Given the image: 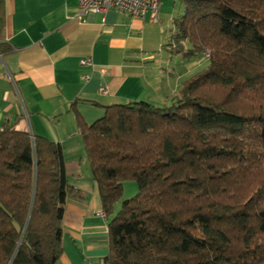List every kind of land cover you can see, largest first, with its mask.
Masks as SVG:
<instances>
[{
    "label": "trees",
    "instance_id": "16d2710c",
    "mask_svg": "<svg viewBox=\"0 0 264 264\" xmlns=\"http://www.w3.org/2000/svg\"><path fill=\"white\" fill-rule=\"evenodd\" d=\"M181 3L167 43L209 63L171 104H115L92 125L73 110L111 218L103 264H264V0ZM83 199L59 144L5 123L0 264H61L67 204Z\"/></svg>",
    "mask_w": 264,
    "mask_h": 264
},
{
    "label": "crops",
    "instance_id": "0c3cea01",
    "mask_svg": "<svg viewBox=\"0 0 264 264\" xmlns=\"http://www.w3.org/2000/svg\"><path fill=\"white\" fill-rule=\"evenodd\" d=\"M0 1V126L62 147L68 181L85 199L67 204L61 264H103L111 218L97 215L101 200L73 110L92 125L115 104L169 105L195 63L179 65L182 55L164 49L171 32L161 13L156 24L114 10L81 16L78 0ZM137 193L136 183L124 184V200Z\"/></svg>",
    "mask_w": 264,
    "mask_h": 264
},
{
    "label": "built area",
    "instance_id": "2783aa9c",
    "mask_svg": "<svg viewBox=\"0 0 264 264\" xmlns=\"http://www.w3.org/2000/svg\"><path fill=\"white\" fill-rule=\"evenodd\" d=\"M81 16L93 14H107L109 11H119L127 13L133 18L146 20L151 23H159L161 0H78ZM0 58L2 54L0 52ZM83 66H91V60H83ZM102 93H106V88H101ZM3 126H0V132ZM34 141V136L31 134ZM97 215L106 218L104 211L97 212Z\"/></svg>",
    "mask_w": 264,
    "mask_h": 264
},
{
    "label": "rangeland",
    "instance_id": "374dc122",
    "mask_svg": "<svg viewBox=\"0 0 264 264\" xmlns=\"http://www.w3.org/2000/svg\"><path fill=\"white\" fill-rule=\"evenodd\" d=\"M160 13L161 17H163V22L165 26H167V33L171 32L174 29V20L178 17H180L183 13V6L181 3V0H161V8H160ZM169 39H166V45L164 46V49H169L172 48L169 44L167 43ZM169 44V45H168ZM171 50V49H169ZM182 55V58H184L185 63H179V65L185 66L184 64L189 65L195 63V65L191 68H195L194 70L196 72L205 69L208 66V60L203 56L197 57V58H190V56H187L183 53L178 54ZM194 75V74H193ZM191 77V76H189Z\"/></svg>",
    "mask_w": 264,
    "mask_h": 264
}]
</instances>
